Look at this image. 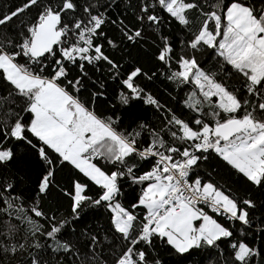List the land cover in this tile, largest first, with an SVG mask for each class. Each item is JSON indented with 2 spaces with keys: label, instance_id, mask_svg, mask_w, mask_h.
I'll return each instance as SVG.
<instances>
[{
  "label": "snow or ice",
  "instance_id": "snow-or-ice-1",
  "mask_svg": "<svg viewBox=\"0 0 264 264\" xmlns=\"http://www.w3.org/2000/svg\"><path fill=\"white\" fill-rule=\"evenodd\" d=\"M0 264H264V0L0 8Z\"/></svg>",
  "mask_w": 264,
  "mask_h": 264
},
{
  "label": "trees",
  "instance_id": "trees-1",
  "mask_svg": "<svg viewBox=\"0 0 264 264\" xmlns=\"http://www.w3.org/2000/svg\"><path fill=\"white\" fill-rule=\"evenodd\" d=\"M12 2L13 0H0V8H2L5 4L10 6Z\"/></svg>",
  "mask_w": 264,
  "mask_h": 264
}]
</instances>
